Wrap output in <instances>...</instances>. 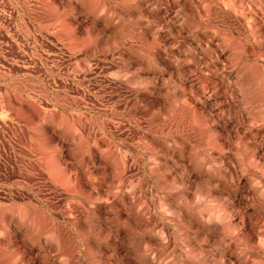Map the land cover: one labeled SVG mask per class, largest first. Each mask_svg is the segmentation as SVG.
I'll list each match as a JSON object with an SVG mask.
<instances>
[{
  "label": "rangeland",
  "instance_id": "374dc122",
  "mask_svg": "<svg viewBox=\"0 0 264 264\" xmlns=\"http://www.w3.org/2000/svg\"><path fill=\"white\" fill-rule=\"evenodd\" d=\"M0 264H264V0H0Z\"/></svg>",
  "mask_w": 264,
  "mask_h": 264
}]
</instances>
